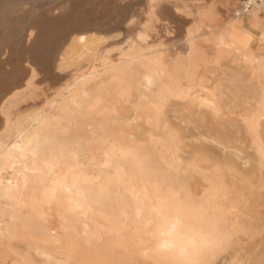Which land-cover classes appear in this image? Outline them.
<instances>
[{"label": "bare ground", "instance_id": "6f19581e", "mask_svg": "<svg viewBox=\"0 0 264 264\" xmlns=\"http://www.w3.org/2000/svg\"><path fill=\"white\" fill-rule=\"evenodd\" d=\"M62 1L0 0V241L16 242L55 264H76L78 258L83 259L84 249L95 250L112 264H125L128 259L136 264H218L230 259L228 262L234 264L233 254L239 241L236 243V239L233 240L234 227L227 224L225 208L213 202L217 193L213 196L208 192L197 200L189 188L188 167L182 168L177 164L169 166V170L160 169L159 162L151 156L149 146L132 147L125 136L106 131L101 123L95 122L106 106L99 96L93 100V105H89V109L83 108L87 98L83 99L82 96L93 91L99 95L105 93L114 81L140 72L143 75V85L140 86L145 87L146 94L150 93L147 90H151L155 83V75L169 81L173 79L177 84L179 81L176 78L179 77L188 86L192 85L199 71L197 63L203 62L206 54L201 47L205 42L215 46L230 61H243L246 67L259 75L264 72V61L262 57H257L250 45L255 42L254 29L264 22L260 10L237 16L233 12L235 5L221 0L225 25L234 31L230 36L232 41L227 42L222 37L206 38L211 31L204 22L208 21L205 3L192 11L188 9L187 0H145L146 6L138 16L129 5L115 8L110 14V27L107 29L103 27L104 24L98 25L96 18L93 21L82 19L75 27L65 28L48 45L43 46L47 51L38 61L35 55L29 53L30 49H27V54L18 53L20 42L26 37L28 41L35 35L33 28L38 14ZM165 1L170 2L171 6L162 7ZM199 1L202 2L196 0ZM166 9L172 10L170 18L173 21L166 16ZM21 12L29 14L18 24L15 20ZM184 13L188 16L194 14L185 28L177 25L171 27L170 24H177L176 19ZM51 26L55 27L53 22ZM102 28L107 33L123 28L124 33L118 40L115 39L117 37L112 38L116 41L108 42L105 47L99 48L97 45L92 49L87 48L89 44L85 36L89 33L97 36L98 32L93 31ZM97 37L93 39L94 44L102 41ZM257 42L262 41L259 39ZM9 45L13 46L11 59H2ZM71 45L80 47L79 57L85 55L72 71V82L58 85L49 93L48 89V96L40 98V111H37L38 108L32 111L28 109L30 112L26 113L24 110L27 108L23 106L21 108L26 115L22 114L24 116L21 117L17 116V112L7 111V105L9 108L18 104L20 94L25 96L24 90L30 86L34 88L32 78L36 74L33 66L42 72H49L58 64L54 65L55 61H64L61 57ZM182 48L185 49L184 54ZM41 79L45 82L44 78ZM195 91L192 94L197 95ZM202 92L205 93L204 90ZM187 94L186 97L181 95L184 100L188 99ZM25 103L27 101L22 105ZM38 103L35 102L36 105ZM72 105L77 106L78 116H82L83 112L87 114L89 110L85 125L94 126L97 128L95 131L84 136L76 135L75 131L70 133L67 124L74 117ZM49 108L56 109L55 117L50 116L52 112L47 113ZM256 117L250 116L251 121L248 118L245 122L249 136H254L253 143L260 156L259 152H263L264 147L262 149L256 136L255 126L259 122ZM253 118L255 121L257 119L256 124ZM211 142L220 146L222 153H227V146L214 140ZM234 152L239 151L233 150L232 153L238 158ZM218 198L215 201H219ZM227 202L223 200L222 204L226 205ZM230 214L233 219V213Z\"/></svg>", "mask_w": 264, "mask_h": 264}, {"label": "rangeland", "instance_id": "374dc122", "mask_svg": "<svg viewBox=\"0 0 264 264\" xmlns=\"http://www.w3.org/2000/svg\"><path fill=\"white\" fill-rule=\"evenodd\" d=\"M228 1L230 2V5L234 6L236 5L237 0ZM199 2H196V0H187L186 4L189 6V10L194 11L196 9V6L198 7L199 4L205 3L204 6L206 7V9H208V13H206V18L208 19V21L204 20V22L205 25L209 28V31H211V34L209 36H206V38L222 37L225 41L231 42L232 40L230 39V36L234 31L229 28V25H225L226 19L223 13L221 0H202V2ZM105 4L107 6L104 8ZM122 5L125 7L129 5L133 10H135L136 16H138L139 12L142 11L146 6L145 0H64L61 3L56 4L55 6L50 5L47 10L38 14L36 18V20L38 21L37 23H34L35 28H33V33H35V35L28 41L26 37L22 42H20L18 53L22 52L24 55L27 54V49H30L29 53L35 55L36 57L34 58H37L36 60L38 61V58L41 59V57L45 54V51H47L46 48L43 49V46L48 45L47 43L53 40V38L56 37V35L62 32L65 28L75 27V25H77V23L82 19L93 21L94 18H96V20L98 21V25L104 24L103 27L107 29V27H110V25H108V20H110L111 17L110 14L115 11V8H118V6L121 7ZM161 6L167 7L171 6V4L170 2L165 1V3H162ZM166 10V16L168 18L172 17V10ZM28 14V12H21L19 14L20 16H17L15 20L16 23H21L22 20L28 16ZM38 17L40 19H38ZM192 17H194V14H191L189 16L187 15V13L180 14L178 17L179 19H176L177 24H174L172 22L170 26L175 27L177 25V27L183 29L190 22V19H192ZM261 17L264 16L261 15ZM170 19L172 20L173 18ZM51 22L54 23L55 27L51 26ZM104 28H102V30L100 31H93V33L98 32V37L96 35L92 36L91 33L85 36V38L87 39L86 41L89 44V47L87 48L92 49V47H95L97 45L99 46V48L103 47L104 45L106 46L108 45V42L112 43L120 39V37H122V34L124 33L123 28L115 31L112 30L109 33L103 32L105 30ZM252 34L254 36L255 42L252 43L250 47H252V45L255 44L259 39L261 41H264V22L259 24L254 29ZM95 37L100 39L102 38V41L94 44L93 39H95ZM114 37H117L115 38L116 40L112 39ZM173 37L174 35L171 36L172 39ZM105 38L108 39L106 40ZM54 43H52L50 47L48 46L49 49L53 46ZM201 45L206 54L203 62L199 61L197 63V65L200 67V69L198 67L197 71L199 70L200 72L198 71V73H196V82H193L195 85L192 84L189 85V87L188 83L179 77L176 78L179 81V83L177 84V81L174 82L173 79L169 81V79L159 77L158 75L157 77L155 75V83L152 86L153 91L152 89H146L151 93L146 94V92L144 91L145 87L140 86L143 85V75L142 72H140L139 74L137 73V75L124 76L119 80L114 81L112 85L109 84L110 87L109 89H107V91H105V93H101L99 95L98 92L95 93V91H93L96 96L92 92H90V94L86 96H82L83 99L87 98V101L83 103V108H91L90 106L94 103L93 100H95L99 96L104 103L103 105L105 106L106 104V106L104 107L105 110L101 111L100 114L96 117L95 122L98 121L99 124L101 123L104 130L113 132L117 136H125L132 147L149 146V149L152 153V158L154 160L156 159V161L159 162L158 167L162 170H169V166H175L177 164H180L182 168L188 167L190 175L189 182H191L189 183V188L195 198L197 200H200L202 196L204 194H208V192L209 194L213 193L211 194L213 196H215L217 193V196L213 198V202H217L216 204L222 205L220 206L222 209L225 208L224 217L225 219H227V224L234 227L232 231L234 235L233 240L236 239L234 240V242L236 243L239 241L237 243L238 246L241 244L239 247L237 246L235 255L233 254V256H235L234 264H264V221H262L263 218L261 216V213L264 211V207L251 205L252 202H254L251 200V198L254 197L255 194L259 191L261 192L262 188L264 187V151L259 152V156L256 153L257 151L254 143H252L248 149H246L243 144L240 143L241 131L248 137L249 140L254 141V136H249L248 125L245 120L249 118V121H251L250 119L252 117L257 116L256 118L259 119V122L256 119L258 124L255 126V132L257 133L256 136L258 138V143L261 145L262 149L264 147V143H262L264 141V84H262V79L259 80V78H262V74H254L252 69L250 70L248 67H246L245 63L241 60L237 62L230 61L229 57L221 54V52L215 46L208 44V42L202 43ZM78 48H80L78 47V45H71L67 47L65 51L66 53H64L63 57H61L64 61L60 63L61 59H59V62L58 60L55 61L56 63L54 62V65L58 63L57 65L53 66L54 71L53 69H51L52 71L48 70L49 72H47L43 70L44 72H42L41 70H39V68L33 66V70L36 74L32 78V87L34 88H31V86L30 88H27L31 92V94L27 89V91L24 90L25 96L27 98L24 95L20 94L23 97L19 95V100H17L18 104H14L15 106L13 105L15 108L12 106V109L11 105L8 108L7 105L5 109L9 112H13L14 114H16L17 112V116H24L22 114L26 115L27 112H30L28 111V109H30L31 111L36 110L41 105V99H44L45 96H48V93L52 91V89H56L58 85V87H60L63 84L65 85L67 83H71L73 80H70L73 74L72 71H74L78 63H81L83 61V58H85V55L79 57L81 50ZM182 51L184 54L185 49L182 48ZM12 54L13 46L9 45V47L6 49V55H4L2 59L7 58L10 60ZM24 65H26V62ZM68 72L69 74L67 75ZM254 76L257 78H255ZM40 78H44L43 80H45V82H43L42 79L40 81ZM162 79L164 80L162 81ZM163 82L165 85L163 84ZM53 85L55 88L53 87ZM195 86H198V90L197 88H195ZM199 88H201L200 91ZM203 90L205 91V93L202 92ZM207 90L210 92H207ZM176 91L177 93H175ZM193 91H195L197 95L192 94L194 93ZM186 93L189 94H187L188 99L185 98V101L183 96L186 97ZM258 93H262L259 100L257 99ZM22 94H24V92ZM210 94L211 97L213 96L212 98L210 97ZM192 95L194 97H192ZM105 97L108 98L106 99ZM35 98L37 99L35 100ZM191 98H194L193 101H191ZM198 99L200 102L198 101ZM34 100L36 104L39 102V105H36ZM107 100H109L110 102ZM24 101H27V103H25L27 105H22ZM184 101L186 105L183 104ZM196 101L200 104H198ZM257 101L260 103L259 105L257 104ZM19 102L21 105L19 104ZM28 104H33V106L29 107ZM179 104L182 107H178ZM202 104L205 106H203ZM18 105L20 106L18 107ZM23 106L24 109L27 108L25 110L23 109L26 113L21 108ZM75 106L76 105H72L71 107V112H74V117H72V119H70L67 124L70 133L72 131H75L76 135L78 136H81L82 134V136L89 135L92 131H95V129H97L94 126L85 125V117L87 116L89 110H87V114L83 112V117L80 114L78 116V114L76 113L77 106ZM16 107H18V110H21L18 111ZM257 107L259 109H257ZM39 108L37 109V111H40ZM189 108L191 109V111L189 110ZM188 110L193 115H191ZM47 111V113L49 114L50 112H52L50 116H56L57 111L55 108H49ZM255 113H258L259 115H256ZM168 117L170 119H168ZM252 121H255V118H253ZM256 121L254 122L255 124ZM163 124L166 125V128H164V130ZM177 133L179 134L177 135ZM176 137L178 138V141L176 140ZM211 140L217 141L220 144L227 146V152H230L229 155L232 156V159L229 160V162H226V160L223 158L224 153L220 151L221 147L217 146V144L215 143H212ZM233 150L239 151V153L234 152L238 155V158L236 156H233ZM241 150L244 151V154L252 153L253 156L258 157L259 159L258 166L254 167H250L248 164L245 165L244 163H247L246 160L241 161L243 172H251L255 174L256 171H258L260 173L261 178L259 177L258 179L259 186L257 191L253 194L242 192L240 190V187H238L240 186L241 170L240 165L235 163V161L240 163V156L244 155L240 154ZM203 156H205L206 158ZM208 157H210V159ZM188 160L191 161L189 162ZM163 165L167 166V168ZM200 167L205 168L201 169ZM195 173L197 175H195ZM255 178L256 177H254V180ZM230 186H233V188L231 189ZM231 192H233L234 194ZM200 194L201 197H199ZM218 197H221L224 202H227L228 200V202L226 203V205L228 206H226L224 203L222 204L223 200ZM216 198L220 199V202L215 201ZM238 198L241 199V202ZM227 209L228 211H230V213H233V219L232 214H230ZM239 215L240 218H238ZM228 217L230 218V220ZM236 217L237 219H235ZM241 221L244 223L240 225ZM247 225L248 227H246ZM245 229H247L248 231H244ZM241 247L243 251L241 250ZM82 253L83 259L78 258L76 264H112V262L106 256H103L95 250L84 249L82 250ZM228 261L230 262V259L223 263L218 262V264H230ZM0 264L55 263L52 261L44 260L23 245H19L16 242H8V240L3 239L2 241H0ZM125 264H136V262L134 263L133 260L128 259L126 260Z\"/></svg>", "mask_w": 264, "mask_h": 264}, {"label": "crops", "instance_id": "0c3cea01", "mask_svg": "<svg viewBox=\"0 0 264 264\" xmlns=\"http://www.w3.org/2000/svg\"><path fill=\"white\" fill-rule=\"evenodd\" d=\"M264 16V14H263ZM264 18V17H263ZM259 35V34H258ZM252 49H254L256 51V55L257 57H262L263 61H264V41L262 42H256L255 44L252 45ZM262 61V62H263ZM259 74H263L261 75L262 78L264 77V72L263 73H259ZM262 84H264V78L262 79ZM262 93H258L257 94V99L259 100L261 98ZM257 104L259 105L260 103L257 101ZM258 109V108H257ZM240 143L243 144V146L248 149L251 144L253 143V140H249L248 137L246 135L243 134V132L241 131V136H240ZM230 153L227 152L224 154L223 158L226 160V162H229V160L232 159V156L229 155ZM240 154H244V151H240ZM240 163L236 162L237 164L240 165V170H241V178H240V187H241V191L242 192H246L247 194H253L257 191L258 189V179L260 177V173L258 171H256V173H245L243 172V166H242V162L246 160L247 164L250 167H254V166H258L259 164V159L258 157L253 156L252 153H245L243 156H240ZM232 162V161H230ZM254 177L255 180H254ZM264 186V185H263ZM252 204L253 206H262L264 207V187L262 188L261 192L259 191L258 193L255 194L254 197L251 198ZM261 216L263 218L262 221H264V211L261 213Z\"/></svg>", "mask_w": 264, "mask_h": 264}, {"label": "built area", "instance_id": "2783aa9c", "mask_svg": "<svg viewBox=\"0 0 264 264\" xmlns=\"http://www.w3.org/2000/svg\"><path fill=\"white\" fill-rule=\"evenodd\" d=\"M260 10V15L264 14V0H237L235 8L233 9L234 14L237 16H245L252 10Z\"/></svg>", "mask_w": 264, "mask_h": 264}]
</instances>
